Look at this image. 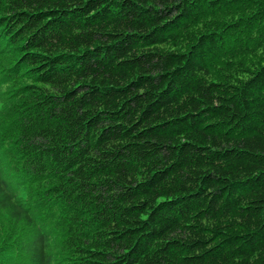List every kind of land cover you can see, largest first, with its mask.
Instances as JSON below:
<instances>
[{"label":"trees","instance_id":"1","mask_svg":"<svg viewBox=\"0 0 264 264\" xmlns=\"http://www.w3.org/2000/svg\"><path fill=\"white\" fill-rule=\"evenodd\" d=\"M0 264H264V0H0Z\"/></svg>","mask_w":264,"mask_h":264}]
</instances>
